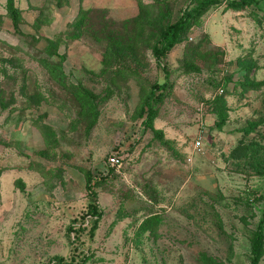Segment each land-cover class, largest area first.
Wrapping results in <instances>:
<instances>
[{
    "label": "rangeland",
    "instance_id": "rangeland-1",
    "mask_svg": "<svg viewBox=\"0 0 264 264\" xmlns=\"http://www.w3.org/2000/svg\"><path fill=\"white\" fill-rule=\"evenodd\" d=\"M215 1L158 61L161 30L199 2L15 0L14 26L0 0V264H251L264 212V0L243 11ZM164 82L158 139L142 113ZM216 95L228 103L222 130ZM88 173L106 176L102 218L72 242Z\"/></svg>",
    "mask_w": 264,
    "mask_h": 264
},
{
    "label": "trees",
    "instance_id": "trees-1",
    "mask_svg": "<svg viewBox=\"0 0 264 264\" xmlns=\"http://www.w3.org/2000/svg\"><path fill=\"white\" fill-rule=\"evenodd\" d=\"M199 2L200 0H191ZM262 0H228V8L233 11H243L248 7H258L259 3ZM216 3L215 0H202L198 3L196 7L188 11L187 13L182 14V16L174 22H170L164 26L159 35V39L157 40L156 45L153 47V53L158 61L164 56H167L170 51L175 48V46L179 45L188 28L191 27V22L198 20L205 11ZM140 7L143 8L144 5ZM7 10L9 16L14 24L17 26L21 21L20 11L15 7V0H7ZM77 29L80 28V23L75 25ZM168 76V75H167ZM227 82L221 86L224 90L226 88ZM240 86L245 89H249L252 86V83L247 79L243 82H240ZM260 85H258L259 87ZM167 89V83L159 84L156 83L152 87V91L150 95L144 101L143 107V115L146 116L144 120V125H146L149 129H151L156 138L161 139L163 136V132L161 130L154 129V120L157 117L156 106L161 104L165 97V90ZM222 90V91H223ZM159 92V94H156ZM223 93V92H222ZM209 109L212 114L216 116L215 126L217 129L222 130L227 123L228 120V103L227 99L224 95H216L212 100L209 101ZM257 125L252 123L248 127L242 129V132L245 135H249L253 133L256 129ZM45 129H48L46 126ZM110 173H113V169L109 170ZM106 176H101L99 180H95L92 175L89 173L86 176V191L88 194L89 203L87 205L86 213L82 214L79 227H76V223L79 221L74 220L71 226L68 228L69 233H73L74 241H79L80 236L83 232L86 231V228L83 225L86 221L91 220V227L89 229V235L93 237L95 232L98 230L99 222L102 218V212L99 210L98 206V198L95 190V186L97 182H101L105 180ZM96 181V182H95ZM95 182V183H94ZM148 229L146 225L142 227V231ZM74 244V243H72ZM263 246H264V212L263 216L259 222V225L256 231L253 234L252 238V261L251 264H260L263 257ZM55 264H77L75 260H71V262H66L63 258L56 257ZM78 264H83L79 262Z\"/></svg>",
    "mask_w": 264,
    "mask_h": 264
},
{
    "label": "built area",
    "instance_id": "built-area-1",
    "mask_svg": "<svg viewBox=\"0 0 264 264\" xmlns=\"http://www.w3.org/2000/svg\"><path fill=\"white\" fill-rule=\"evenodd\" d=\"M198 144H199V142H198Z\"/></svg>",
    "mask_w": 264,
    "mask_h": 264
}]
</instances>
